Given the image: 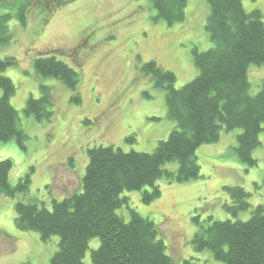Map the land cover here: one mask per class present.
<instances>
[{"label": "rangeland", "instance_id": "374dc122", "mask_svg": "<svg viewBox=\"0 0 264 264\" xmlns=\"http://www.w3.org/2000/svg\"><path fill=\"white\" fill-rule=\"evenodd\" d=\"M27 1L31 4L21 25L17 15ZM187 2L185 20L169 25L156 19L153 0H0V15H13L8 23L11 40L0 45V58L15 62L3 75L16 88L11 104L27 135L23 146L15 139L0 143V161L13 164L12 187L31 173L28 193L14 198L0 193V264H51L59 250L57 236L43 241L39 233L15 227L18 201L52 210L54 200L82 192L88 149L152 153L169 138L176 124L168 115L165 90L142 69L155 61L175 74L177 89L196 79L194 52L213 47L206 27L210 7L207 0ZM242 2L248 13L260 10L264 22V0ZM42 54H53L78 73L80 105L72 103L73 92L60 80L37 74L34 61ZM248 71L249 94L256 96L264 84V65L252 64ZM41 85L50 88L54 100L50 122L24 113L30 97L40 98ZM2 94L0 89V99ZM241 133L223 129L219 141L201 146L197 151L201 178L185 183L160 179L156 186L161 196L151 204L143 203L142 197L152 187L125 191L121 198L129 204L118 215L129 222L132 209L153 221L174 264H223L210 251L197 252L192 240L199 227L195 220L204 226L210 217L234 220L225 210L231 201L224 187H241L250 194L253 208L264 207V131L259 134L261 146L253 152L254 167L236 152ZM131 137L134 142L127 141ZM249 219L250 212L239 216ZM99 245V239L91 241L85 264H91V251Z\"/></svg>", "mask_w": 264, "mask_h": 264}, {"label": "trees", "instance_id": "16d2710c", "mask_svg": "<svg viewBox=\"0 0 264 264\" xmlns=\"http://www.w3.org/2000/svg\"><path fill=\"white\" fill-rule=\"evenodd\" d=\"M242 1L207 0L210 13L206 27L213 47L207 52H194L199 74L192 82L177 89L174 73L160 68L155 61L143 66L144 75L165 90L168 115L176 124L166 141H160L152 153L90 148L82 192L54 200L52 210L34 202L15 204L17 229L39 233L43 241L59 238V250L51 264H85L89 244L96 239L100 245L91 251V264H174L153 221L132 209L129 222L118 215V210L129 204L122 194L152 187L142 197L143 203L151 204L161 196L156 186L160 179L178 183L200 179L197 151L219 141L223 129L242 131L236 152L249 167L257 165L253 152L261 146L259 134L264 131V84L256 96H251L248 70L252 64L264 65V22L260 10L248 13ZM29 4L31 1L23 3L17 15L21 25H25L24 12ZM187 6V0H153L156 19L169 25L185 20ZM12 17L0 15V45L11 40L8 23ZM14 64L0 58V143L15 139L23 146L27 135L11 104L16 88L3 75ZM34 67L38 75L60 80L73 92L72 103L80 105L77 72L53 54L40 55ZM40 90V98L28 99L24 113L50 122L55 115L52 93L45 85ZM90 122L84 123L93 125ZM173 163L177 169H168ZM12 168L10 160L0 161V193L14 198L18 193H28L31 173L12 187ZM224 191L231 201L225 210L234 220L215 221L210 217L207 226L195 220L199 227L192 240L194 249L210 251L223 264H264V207L253 208L250 194L241 187H224ZM249 212L248 221L239 220L241 214Z\"/></svg>", "mask_w": 264, "mask_h": 264}]
</instances>
